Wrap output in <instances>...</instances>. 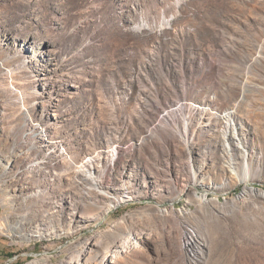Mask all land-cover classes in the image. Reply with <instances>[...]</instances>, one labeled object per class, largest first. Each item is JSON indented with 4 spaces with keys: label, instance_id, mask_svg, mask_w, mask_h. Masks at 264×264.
Segmentation results:
<instances>
[{
    "label": "rangeland",
    "instance_id": "rangeland-1",
    "mask_svg": "<svg viewBox=\"0 0 264 264\" xmlns=\"http://www.w3.org/2000/svg\"><path fill=\"white\" fill-rule=\"evenodd\" d=\"M0 264H264V0H0Z\"/></svg>",
    "mask_w": 264,
    "mask_h": 264
}]
</instances>
